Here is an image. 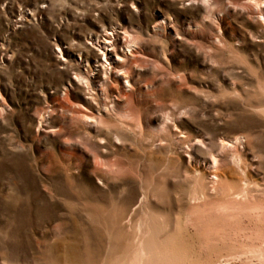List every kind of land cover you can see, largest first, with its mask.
<instances>
[{
  "label": "rangeland",
  "instance_id": "1",
  "mask_svg": "<svg viewBox=\"0 0 264 264\" xmlns=\"http://www.w3.org/2000/svg\"><path fill=\"white\" fill-rule=\"evenodd\" d=\"M242 3L264 0H0V264H264V24ZM106 32L139 42L128 119L111 76L107 97L75 81Z\"/></svg>",
  "mask_w": 264,
  "mask_h": 264
},
{
  "label": "bare ground",
  "instance_id": "2",
  "mask_svg": "<svg viewBox=\"0 0 264 264\" xmlns=\"http://www.w3.org/2000/svg\"><path fill=\"white\" fill-rule=\"evenodd\" d=\"M202 3L205 5V11L202 15V19L206 18L207 16H212L213 11L211 8V1L212 0H201ZM242 11L244 14L250 18V19H258L261 20V23L264 24V3H257L256 5L253 4H241ZM170 24L171 20L169 18H161L160 23L157 25L158 30L163 34H169L172 39L174 40V36H177L179 33L176 31L171 32L170 31ZM198 28H200V32L203 31V27L199 25L198 23L194 22H188L187 27L184 30L185 33L193 34L197 32ZM177 38V37H176ZM135 38L133 36L129 37H119L117 33L115 32H106L104 34V37L102 40H98L96 42V46H98L99 52H100V59L98 62L99 69H96V64L89 63V65H83V61H79L80 68L82 70V75H76L75 81L78 82L84 81L85 85L87 87L90 86L89 82V75L88 70L91 69L92 71L96 72V74H103V84H98V92L102 95V97H107L109 95V90L106 86L107 84V76H111L112 79L115 82H118V85L114 88L118 91V97L111 98V107H109L108 111H111L115 115H120L122 117H125L128 119L132 115V109L128 107L129 103L131 102L132 96H133V87H131L130 84V63L131 58L138 53V44L139 42L134 41ZM85 66V67H83ZM123 71H122V70ZM122 71V72H120ZM86 77V80H85ZM70 93L67 92V95ZM124 103V106L120 107L121 104ZM67 107H70V102L67 101ZM82 121L88 125V127H92V125H95L99 122H102V120L96 116L84 113L81 117ZM89 122H92L90 124ZM165 125L162 126L163 128H160L159 131H165ZM228 142H223L221 145L222 147L227 146ZM188 153L190 157H193V154L190 153L194 149V144L191 143L187 147ZM215 161L214 167H217L218 161ZM99 167V166H98ZM214 231H218L216 228H210L207 232L204 234H209ZM140 241V240H139ZM144 254V253H143ZM139 256V255H138ZM148 258V257H147ZM142 260V259H141Z\"/></svg>",
  "mask_w": 264,
  "mask_h": 264
}]
</instances>
